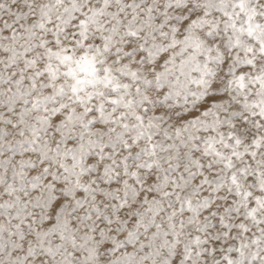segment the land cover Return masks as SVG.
Instances as JSON below:
<instances>
[{
    "label": "snow or ice",
    "instance_id": "1",
    "mask_svg": "<svg viewBox=\"0 0 264 264\" xmlns=\"http://www.w3.org/2000/svg\"><path fill=\"white\" fill-rule=\"evenodd\" d=\"M0 264H264V0H0Z\"/></svg>",
    "mask_w": 264,
    "mask_h": 264
}]
</instances>
